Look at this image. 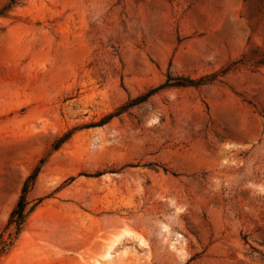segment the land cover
Segmentation results:
<instances>
[{"label":"rangeland","instance_id":"1","mask_svg":"<svg viewBox=\"0 0 264 264\" xmlns=\"http://www.w3.org/2000/svg\"><path fill=\"white\" fill-rule=\"evenodd\" d=\"M0 264H264V0L1 15Z\"/></svg>","mask_w":264,"mask_h":264},{"label":"trees","instance_id":"2","mask_svg":"<svg viewBox=\"0 0 264 264\" xmlns=\"http://www.w3.org/2000/svg\"><path fill=\"white\" fill-rule=\"evenodd\" d=\"M16 1L17 0H9V3L5 6V8L2 11H0V16L3 15L9 9H11L16 4ZM177 81L180 85H187V84L191 85L193 83L192 80H189L187 78H178ZM199 83H203V80H201ZM33 179H34V172L26 181V184H25L23 191H22V196H21L20 200L18 201L16 207L12 211L10 218L8 220V227H10L12 225L15 226V229L17 232L16 235H19L22 232L28 216L38 206V205H35L32 208H30L28 211H26L27 203L25 200V194L28 191V183ZM39 203H41V201Z\"/></svg>","mask_w":264,"mask_h":264},{"label":"bare ground","instance_id":"3","mask_svg":"<svg viewBox=\"0 0 264 264\" xmlns=\"http://www.w3.org/2000/svg\"><path fill=\"white\" fill-rule=\"evenodd\" d=\"M85 222H86V221L84 220L83 223H85ZM105 224H107V223H103V225H105ZM91 225H92V223H91ZM98 225H99V226H102V224H98ZM44 227H45V228H48V227H50V226L47 225V226H44ZM51 231L55 233V232H57V229L54 228V227H52V228H51ZM84 232H85V234H87V233L89 232V229H84ZM67 234H68V233H67ZM71 239H72V238H71ZM71 239H70V240H71Z\"/></svg>","mask_w":264,"mask_h":264}]
</instances>
